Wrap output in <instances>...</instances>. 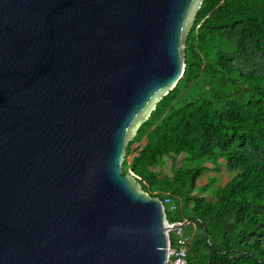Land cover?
Returning a JSON list of instances; mask_svg holds the SVG:
<instances>
[{"label":"water","instance_id":"water-1","mask_svg":"<svg viewBox=\"0 0 264 264\" xmlns=\"http://www.w3.org/2000/svg\"><path fill=\"white\" fill-rule=\"evenodd\" d=\"M202 1L0 0V264H165L163 202L122 165Z\"/></svg>","mask_w":264,"mask_h":264},{"label":"trees","instance_id":"trees-1","mask_svg":"<svg viewBox=\"0 0 264 264\" xmlns=\"http://www.w3.org/2000/svg\"><path fill=\"white\" fill-rule=\"evenodd\" d=\"M250 26L255 28L251 39L264 59V0L202 1L186 36L182 78L156 104L148 119L161 117L160 124L148 136L130 165V175L145 192L158 184V176L152 170L155 164L179 155L193 161L215 157L216 153L210 149V140L214 137L218 155L226 158L238 172L217 193V201L211 209L188 219L180 213L181 216H172L166 212L170 223L188 221V227L195 224L204 229V219L211 218L217 227L224 226L227 233L234 234L225 240L223 236L213 238L212 233L205 230L202 244L209 255L205 256V261H193L197 249L189 245L187 264H213L212 259H217L220 264H264V162L247 160L239 152L248 142L253 150L264 155V71L243 73L238 68L229 67L227 56L222 53L225 41L219 35L220 31L228 32L238 27L241 32L250 33ZM193 49L211 58L220 76L237 77L252 86L254 93L240 109L221 110L204 98L170 110V105L178 96L179 84L190 82L186 69L190 61L186 55ZM198 63L201 61L198 60ZM202 69L210 70L211 67L205 64ZM125 164L124 161L123 167ZM197 176V170L183 171L176 179H189L194 185ZM222 260L227 263H221Z\"/></svg>","mask_w":264,"mask_h":264},{"label":"rangeland","instance_id":"rangeland-1","mask_svg":"<svg viewBox=\"0 0 264 264\" xmlns=\"http://www.w3.org/2000/svg\"><path fill=\"white\" fill-rule=\"evenodd\" d=\"M254 31V26H250V33L241 32L239 27L232 31L219 32L225 41L222 53L227 56L229 67L238 68L243 73L264 71V59L250 36ZM186 57L190 61V65L186 66L189 71L190 82L179 84L178 96L170 105V110L204 98H208L214 106L221 110L225 108L236 110L240 109L250 95L254 93L248 82L237 77L225 78L220 76L215 71L211 58L205 56L204 53L193 49L187 53ZM198 60L201 61L200 64ZM205 64L211 69L203 70L202 67ZM167 113L168 111L165 115ZM161 119V117L153 116L140 125L131 141L128 153L125 154L126 166L123 167L122 165L123 173L130 174L133 157L138 154L148 136L158 127ZM210 149L216 153L215 157L193 161L185 155H179L174 159H166L162 163L155 164L152 170L158 176V184L147 189L144 193L149 196H159L160 200L170 198L174 206V211L170 212L172 216L182 215L183 218L188 219L211 209L217 201V193L238 172L226 158L218 155L219 149L215 144L214 137H211ZM239 152L247 160L264 162V155L253 150L248 142L239 149ZM191 170L198 171L194 185L190 184L189 179H176L181 172ZM211 221V218L204 219V229L195 224L182 228L184 235L190 242V248L197 249L194 252L193 261H205V256L209 255L208 249L202 244L205 230L212 233L213 238L223 236L226 240L234 236V234L227 233L224 226L219 228ZM212 262L213 264H220L217 259H212ZM221 263L227 262L222 260Z\"/></svg>","mask_w":264,"mask_h":264},{"label":"built area","instance_id":"built-area-1","mask_svg":"<svg viewBox=\"0 0 264 264\" xmlns=\"http://www.w3.org/2000/svg\"><path fill=\"white\" fill-rule=\"evenodd\" d=\"M165 212H173L174 206L169 198H165L163 201ZM171 229L167 232V257L165 264H187L188 251L190 242L188 238L184 235L182 228H174V223L168 222ZM187 225L190 222H184Z\"/></svg>","mask_w":264,"mask_h":264}]
</instances>
